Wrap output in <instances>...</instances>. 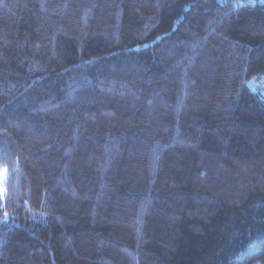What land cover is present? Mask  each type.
<instances>
[{
  "label": "trees",
  "instance_id": "1",
  "mask_svg": "<svg viewBox=\"0 0 264 264\" xmlns=\"http://www.w3.org/2000/svg\"><path fill=\"white\" fill-rule=\"evenodd\" d=\"M264 0H0V264H264Z\"/></svg>",
  "mask_w": 264,
  "mask_h": 264
},
{
  "label": "rangeland",
  "instance_id": "2",
  "mask_svg": "<svg viewBox=\"0 0 264 264\" xmlns=\"http://www.w3.org/2000/svg\"><path fill=\"white\" fill-rule=\"evenodd\" d=\"M264 94V92H263ZM4 175L5 176V172L3 170L0 169V180H1V176ZM2 181V180H1ZM1 181H0V184H1Z\"/></svg>",
  "mask_w": 264,
  "mask_h": 264
}]
</instances>
